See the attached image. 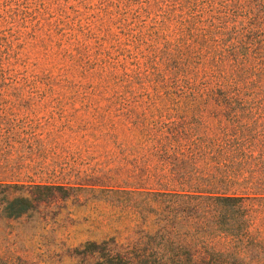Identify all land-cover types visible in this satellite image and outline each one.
Masks as SVG:
<instances>
[{
	"label": "rangeland",
	"instance_id": "1",
	"mask_svg": "<svg viewBox=\"0 0 264 264\" xmlns=\"http://www.w3.org/2000/svg\"><path fill=\"white\" fill-rule=\"evenodd\" d=\"M263 1L241 5L262 3L264 21ZM210 8L0 0V183L61 186L0 217V264H86L85 242L152 227L159 203L141 191L178 188L196 167L219 188L264 192V64L220 59L243 16ZM218 81L243 95L209 98Z\"/></svg>",
	"mask_w": 264,
	"mask_h": 264
},
{
	"label": "trees",
	"instance_id": "2",
	"mask_svg": "<svg viewBox=\"0 0 264 264\" xmlns=\"http://www.w3.org/2000/svg\"><path fill=\"white\" fill-rule=\"evenodd\" d=\"M201 1L211 5L213 20L224 21L231 12L243 16L230 44L222 43L220 59L244 64L251 55L257 59L255 64H264V54L260 53L264 21L256 12L263 4L256 10L251 5H241V0ZM230 87L226 81H218L206 89V94L217 102L241 98L243 92ZM205 154L198 150L193 158H203ZM233 163L227 160L225 164L228 177L224 184L237 182L231 171ZM199 171L196 167L189 177L181 176L178 188L141 191L159 203L156 208L148 206L155 213L150 229L137 227L125 242L114 237L87 241L78 248V254L89 259L86 264H264V192L219 188L216 176ZM0 185L4 188L0 201L3 218L31 211L61 187L40 183Z\"/></svg>",
	"mask_w": 264,
	"mask_h": 264
}]
</instances>
